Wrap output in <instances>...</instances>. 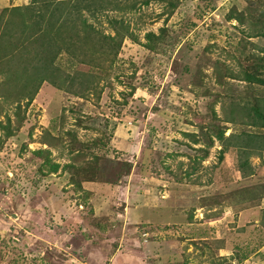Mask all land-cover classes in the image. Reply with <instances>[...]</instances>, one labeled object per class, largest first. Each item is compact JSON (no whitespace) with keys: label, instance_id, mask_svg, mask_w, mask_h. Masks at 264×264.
Segmentation results:
<instances>
[{"label":"rangeland","instance_id":"obj_1","mask_svg":"<svg viewBox=\"0 0 264 264\" xmlns=\"http://www.w3.org/2000/svg\"><path fill=\"white\" fill-rule=\"evenodd\" d=\"M145 1L0 9V264H264V0Z\"/></svg>","mask_w":264,"mask_h":264},{"label":"trees","instance_id":"obj_2","mask_svg":"<svg viewBox=\"0 0 264 264\" xmlns=\"http://www.w3.org/2000/svg\"><path fill=\"white\" fill-rule=\"evenodd\" d=\"M33 1L35 3H38L39 1H41L45 4V8L47 10H49L48 14L45 13L47 16V22L48 23L46 22L45 14L41 15L39 10L31 11V14H32L36 23H35V27L31 31V34L28 38H31L33 41H35L36 39H37L36 41L43 40L47 36V32H48V33H56L57 34L56 36H53L54 37L53 41H55L59 37L58 36L59 33H61L64 28H66V29L69 28V29H67L69 31V33H70V31L75 30V28H77V21H76V18L74 17V15H78L80 12V9L82 8V5L76 6L77 3L80 2L81 0H38V1L33 0ZM147 1L148 0H146L145 2H147ZM70 2L74 3V4H71L70 6H68V4ZM30 8L31 7H30L29 3H27V4H23V5H14L12 7H5V8H3V10L4 11L7 10L8 12L10 11L9 12L10 16H13L15 13L20 12V14H21L20 23H21V27H22L21 31H26L28 29L29 18H28V16H26L25 12L30 11ZM7 15H5V16H7ZM6 22L8 25H11V24H13V22H15V19L7 16ZM111 23L116 27V23L119 24V23H121V21H118L117 19L113 18L111 20ZM83 25L85 26V30L89 29L88 26L92 27V25H89L88 23H86V20H84ZM121 25L123 26V24H121ZM70 29H72V30H70ZM95 30L96 29L93 26L92 28H90L89 33L95 32ZM69 33H68V35H69ZM6 34L8 35V38L9 37L11 39L15 38L14 33L9 34V32L7 31ZM259 34L264 36L263 31H260ZM152 35H154V33H152V32H149L146 34V37L148 38V42L145 43L144 45L147 48H153V46L149 42V41H151ZM2 37H5V36H2ZM2 37H0V44L2 43V40H3ZM50 41H52V38L50 39ZM13 46L14 45H12V47H11L12 49L10 50V52H7L8 54L6 55L5 58L13 57V55L15 53L13 48L16 50V47H18V46H15V47H13ZM120 46H121V43H117L116 46L111 44L110 47L108 48L107 53L109 55H113L114 61L117 59L118 52L120 50L119 49ZM61 48H62L61 46L58 47L56 49V51H54L52 53V55L54 54L55 57L59 56ZM17 52H19V51H17ZM17 52L15 54H17ZM16 59L17 58H15L14 61H16ZM47 59H48V57L46 56V58L42 60L43 65H47L46 68L42 69L40 72H36V73L33 72L32 75H30L26 78L27 79V81H26L27 86L31 85L32 82H35L34 83L35 84V90L34 91H36V89L41 86V84L44 80H49L56 87L64 88L63 87L64 83L62 84L64 79H62L61 83H60L59 82L60 78L58 76H56L55 69L52 70V68H53L52 64H53L54 60L50 64V63H47ZM14 61H13V63H14ZM5 62H8V61L6 60ZM8 65H11V64H8ZM248 79L249 80H259V82L264 83L263 79L254 78V75L249 74ZM254 113L256 115V118L261 119L260 121L254 120V122H256V123L260 122L261 126L264 127V113L262 112V110H260L259 107H255ZM222 136L223 135L221 132L219 134V137L221 138ZM36 152L38 154H42L43 150H38ZM46 161H49L48 157H47ZM245 164H247V161H245ZM57 168H58V165L54 164L51 167V170L56 171Z\"/></svg>","mask_w":264,"mask_h":264},{"label":"crops","instance_id":"obj_3","mask_svg":"<svg viewBox=\"0 0 264 264\" xmlns=\"http://www.w3.org/2000/svg\"><path fill=\"white\" fill-rule=\"evenodd\" d=\"M28 0H0V9L5 7H12L14 5L27 4Z\"/></svg>","mask_w":264,"mask_h":264}]
</instances>
